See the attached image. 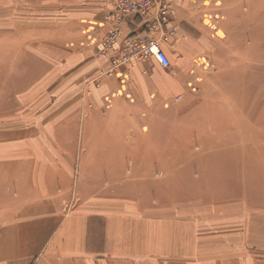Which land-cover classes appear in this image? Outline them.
<instances>
[{"label": "crops", "instance_id": "obj_1", "mask_svg": "<svg viewBox=\"0 0 264 264\" xmlns=\"http://www.w3.org/2000/svg\"><path fill=\"white\" fill-rule=\"evenodd\" d=\"M167 1L176 69L108 75L117 0H0V264H264V0Z\"/></svg>", "mask_w": 264, "mask_h": 264}, {"label": "built area", "instance_id": "obj_2", "mask_svg": "<svg viewBox=\"0 0 264 264\" xmlns=\"http://www.w3.org/2000/svg\"><path fill=\"white\" fill-rule=\"evenodd\" d=\"M175 15L167 0H117L106 20L108 32L98 47V55L108 62L110 74L134 63L154 62L169 69L171 62L162 45L177 34ZM137 22L139 29L131 31Z\"/></svg>", "mask_w": 264, "mask_h": 264}, {"label": "rangeland", "instance_id": "obj_3", "mask_svg": "<svg viewBox=\"0 0 264 264\" xmlns=\"http://www.w3.org/2000/svg\"><path fill=\"white\" fill-rule=\"evenodd\" d=\"M263 4L264 3H262V6H261V18H263V16H264V12H263V9H262V8H264ZM95 56H96L97 59H99V60L101 59L100 56L98 55V51L96 52ZM152 64H155V63L154 62L134 63V64H132V65H130L128 67L137 66L138 65V66H140L142 68H145V69L149 68L150 69V68L154 67V65H152ZM99 66H101L103 69H106V68L110 69V66H109L108 62H105L103 65L100 62ZM171 68L170 69L172 71H174L176 69V65H171ZM107 74L110 75V72H107ZM195 81H197V79L192 77L191 82L188 83V84H190L189 88H191L192 91H194L195 87L198 85V82H195ZM94 85H96V84H94ZM46 94H47V99H43L42 107H41V109H42L41 112H42L43 115H47L55 107V106H53L52 108L49 107V104L52 103L54 100H51L49 98L50 96H49L48 93H46ZM62 94H64V93H62ZM73 94L74 95H78V93H73ZM90 98L92 99V96ZM195 98H198V97L195 96ZM171 99H173V98H171ZM177 99H179V97H174V100H177ZM63 102H64V100H62L61 104H63ZM51 105H53V104H51ZM92 105H93V103L91 101L89 107H93ZM58 106H60V102H59ZM59 108L60 107H58V109ZM154 111H156V109ZM169 111H171L170 112L171 116H176V113L172 112V111H176V108L174 106H171V108H169ZM174 127H176V125H173V127L170 128V147L171 148H173L174 146L177 147L178 143H180V145H179L180 147H185L186 148V153H187L186 162L187 163H193L194 156H193V154L191 152H192V150L194 148L195 141H194V139L191 138L192 134L186 133L188 135L185 136V139L183 138V139L180 140V142H178V140H177V135L178 134H177L176 128H174ZM184 135L185 134H181V137H183ZM123 148H127V147H123ZM219 158L226 159L223 162H227V158H231V157H219ZM219 162H221V161H219Z\"/></svg>", "mask_w": 264, "mask_h": 264}]
</instances>
